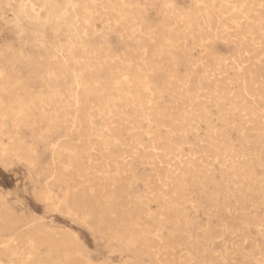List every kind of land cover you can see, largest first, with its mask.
I'll return each mask as SVG.
<instances>
[{"label": "rangeland", "instance_id": "obj_1", "mask_svg": "<svg viewBox=\"0 0 264 264\" xmlns=\"http://www.w3.org/2000/svg\"><path fill=\"white\" fill-rule=\"evenodd\" d=\"M219 2L0 0V264H264V0Z\"/></svg>", "mask_w": 264, "mask_h": 264}, {"label": "bare ground", "instance_id": "obj_2", "mask_svg": "<svg viewBox=\"0 0 264 264\" xmlns=\"http://www.w3.org/2000/svg\"><path fill=\"white\" fill-rule=\"evenodd\" d=\"M231 1V0H230ZM48 2H49V4L50 5H54L55 4V0H48ZM66 2H67V4H71V3H73V0H66ZM209 2V1H208ZM220 2H221V0H220ZM219 2V3H220ZM222 3V2H221ZM232 3V2H231ZM226 4V3H225ZM247 4H248V2H247ZM259 4V3H258ZM199 5V4H198ZM222 6V5H221ZM244 6V5H243ZM252 6V5H251ZM247 7V6H246ZM238 8V7H237ZM246 9H248V7L246 8ZM255 9V8H254ZM210 10H211V8H210ZM257 10H258V8H257ZM260 10H261V8H260ZM262 11V10H261ZM21 14H17V12H16V14H13V22L14 23H19L20 21H21V19L23 18L25 21H23V22H21V26L22 25H24V27H26V28H30V29H38V27H41V28H44L49 22H50V20H52V17H54L53 16V13L51 12V10L49 9V10H47L46 11V13H44V16H42V14H41V12H37V13H34L33 15L32 14H30V13H28V7H27V5H25V4H22L21 5ZM227 12H228V10H227ZM233 12H235V11H233ZM264 12V11H263ZM19 13V12H18ZM264 16V15H263ZM255 17V16H254ZM242 18V17H241ZM255 19V18H254ZM263 23V22H262ZM260 24V23H259ZM223 26V25H222ZM184 28V27H183ZM225 28V27H224ZM234 28V27H233ZM244 28V27H243ZM222 30V29H221ZM247 32H248V30H247ZM211 34V33H210ZM230 34V33H229ZM228 34V35H229ZM213 35V34H212ZM204 36V35H203ZM202 36V37H203ZM192 37V36H191ZM200 37V36H199ZM185 38V37H184ZM196 39V38H195ZM194 39V40H195ZM204 39V38H203ZM175 40V39H174ZM199 40V39H198ZM243 40V39H242ZM167 43V42H166ZM248 44V43H247ZM169 45V44H168ZM241 46V45H240ZM177 47V46H176ZM201 48V47H200ZM244 48V47H243ZM257 48V47H256ZM239 49V48H238ZM237 49V50H238ZM246 49V48H245ZM244 49V50H245ZM207 53V52H206ZM245 53V52H244ZM17 54V53H16ZM246 54V53H245ZM244 54V55H245ZM18 55V54H17ZM16 55V56H17ZM249 55H251V54H249ZM212 56V55H211ZM239 57V56H238ZM17 60H19V61H21L22 60V57H18L17 58ZM14 62V61H13ZM251 62V61H250ZM189 66V65H188ZM239 66V65H238ZM217 70V69H216ZM237 71V70H236ZM193 72V71H192ZM1 73H2V71H1ZM17 74V73H16ZM3 75V74H2ZM188 78V77H187ZM239 78V77H238ZM254 78V77H253ZM236 79V78H235ZM54 80V79H53ZM238 81V80H237ZM245 81V80H244ZM252 81V80H251ZM11 86V85H10ZM132 86V85H131ZM179 86V85H178ZM1 87H2V89H3V86L1 85ZM1 88H0V90H2ZM152 90V89H151ZM252 89H250V91H251ZM263 90V89H262ZM3 92H4V90H3ZM221 92V91H220ZM226 92V91H225ZM252 92H253V90H252ZM230 93V92H229ZM257 94V93H256ZM214 95V94H213ZM224 95V94H223ZM228 102V101H227ZM137 106V105H136ZM105 108V107H104ZM247 109V108H246ZM255 109V108H254ZM102 110V109H101ZM136 110V109H135ZM107 112V111H106ZM89 113V112H88ZM153 113V112H152ZM264 114V113H263ZM257 115H258V113H257ZM82 116V115H81ZM87 120V119H86ZM79 121V120H78ZM88 124V123H87ZM80 125V124H79ZM89 127V126H88ZM87 127V128H88ZM148 127V126H147ZM81 129H82V127H81ZM90 129V128H89ZM140 130V129H139ZM240 130V129H239ZM172 133V132H171ZM89 138V137H88ZM155 138V137H154ZM95 142V141H94ZM110 144V143H109ZM153 146V145H152ZM210 147V146H209ZM79 148V147H78ZM178 148V147H177ZM92 149V148H91ZM164 149V148H163ZM162 152V151H161ZM193 154V153H192ZM207 154V153H206ZM101 155V154H100ZM209 155V154H208ZM207 155V156H208ZM168 156V155H167ZM176 157V156H175ZM107 159V158H106ZM182 159V158H181ZM185 160V159H184ZM189 161V160H188ZM116 163V162H115ZM106 164V163H105ZM233 167V166H232ZM172 184V183H171ZM224 192V191H223ZM45 199L47 200V201H50V197H49V195H45ZM59 202V201H58ZM262 204V203H261ZM110 212H112V211H110ZM4 215V214H3ZM244 220V219H243ZM3 223V222H2ZM237 227V226H236ZM238 228V227H237ZM239 229V228H238ZM33 231V230H32ZM210 231V230H209ZM34 232H35V230H34ZM26 234V233H25ZM25 234H23V236H25ZM31 234V233H30ZM34 234V233H33ZM38 234V233H37ZM40 234V233H39ZM19 235V234H18ZM51 236H52V234H50ZM21 236H22V234H21ZM22 236V237H23ZM69 236V235H68ZM208 236V235H207ZM210 236V235H209ZM21 237V238H22ZM28 237V238H27ZM27 237H23V239H22V241H23V244H28V243H30V244H32L33 242V239H34V237H30V236H27ZM45 237V236H44ZM54 237V236H53ZM52 237V238H53ZM202 237H204V236H202ZM54 239V238H53ZM209 239V238H208ZM42 240H44L43 239V237H38V240H37V242L39 241V242H42ZM52 240V239H51ZM19 241V240H18ZM55 241V240H54ZM53 241V242H54ZM238 241H239V239H238ZM46 242H47V240H46ZM57 242V241H56ZM55 242V243H56ZM70 243V242H69ZM22 244V243H21ZM39 244V243H38ZM47 244V243H46ZM50 246H51V244L50 243H48ZM56 246L58 245L57 243L55 244ZM23 246V245H22ZM27 247H29V246H27ZM57 247H59V246H57ZM30 248V247H29ZM33 249V248H32ZM29 250H27V252H28ZM154 252V251H153ZM191 252V251H190ZM30 253V252H29ZM192 254V253H191ZM56 255V254H55ZM252 255V254H251ZM250 255V256H251ZM58 257H59V255H58ZM61 257V256H60ZM159 259V258H158ZM264 260V259H263ZM206 262V261H205ZM208 262V261H207ZM41 263V262H40ZM191 264V263H190Z\"/></svg>", "mask_w": 264, "mask_h": 264}]
</instances>
